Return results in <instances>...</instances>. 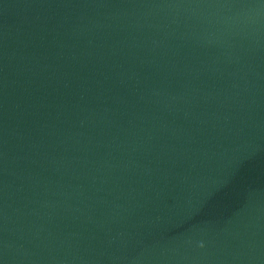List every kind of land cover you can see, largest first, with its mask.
Returning a JSON list of instances; mask_svg holds the SVG:
<instances>
[{
	"label": "water",
	"instance_id": "1",
	"mask_svg": "<svg viewBox=\"0 0 264 264\" xmlns=\"http://www.w3.org/2000/svg\"><path fill=\"white\" fill-rule=\"evenodd\" d=\"M0 264H264V0H0Z\"/></svg>",
	"mask_w": 264,
	"mask_h": 264
}]
</instances>
